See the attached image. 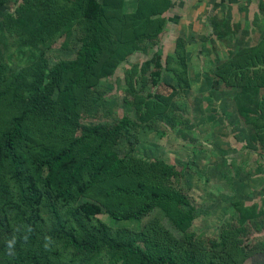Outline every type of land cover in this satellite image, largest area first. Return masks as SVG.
Returning <instances> with one entry per match:
<instances>
[{
    "label": "rangeland",
    "instance_id": "1",
    "mask_svg": "<svg viewBox=\"0 0 264 264\" xmlns=\"http://www.w3.org/2000/svg\"><path fill=\"white\" fill-rule=\"evenodd\" d=\"M136 1L116 0L121 15L132 12ZM77 2L3 0L0 130L29 96L41 99L23 123L36 144L58 147L94 125L110 128L123 117L124 126L107 139L106 148L126 166L110 180L185 194L180 208L189 225L175 230L159 207L131 220L99 213L83 224L100 220L133 247L152 257L166 253L179 264L188 256L195 264H264V54L255 49L252 22L239 29L222 0H168L159 15L160 31L139 39L137 50L118 53L112 73L86 89L76 117L66 122L57 88L48 90L47 73L55 63L74 58L87 34L89 22L75 13ZM156 54L164 68L152 91L148 71ZM108 58L106 51L102 59ZM156 95L164 108L143 120ZM93 139L78 148L87 151ZM93 194L78 196L74 204L95 202ZM118 204L135 209L137 201L123 197ZM59 213L68 218L65 208ZM7 214L12 240L0 235V264H129L105 248L75 252L53 238L46 207L40 212L44 223L35 229L14 210ZM78 236L86 238L81 231ZM220 237L224 244L211 247ZM16 242H21L19 258L13 257Z\"/></svg>",
    "mask_w": 264,
    "mask_h": 264
},
{
    "label": "trees",
    "instance_id": "2",
    "mask_svg": "<svg viewBox=\"0 0 264 264\" xmlns=\"http://www.w3.org/2000/svg\"><path fill=\"white\" fill-rule=\"evenodd\" d=\"M2 2L0 0V5ZM167 4L168 0H137L132 12L121 15L116 0H78L75 13L89 22L87 34L74 58L55 63L47 73L48 90L57 88L60 111L66 122L76 117L86 89L95 85L100 77L112 73L120 61L118 53L137 50L139 39L160 31L159 15ZM106 51L109 58L102 59ZM143 64L147 65L148 61ZM152 67L148 78L155 91L164 68L157 54ZM26 101L24 108L10 118L8 126L0 130V235L12 240L7 210L20 214L24 225L35 229L42 227L44 220L40 212L46 207L52 237L63 239L75 252L95 253L105 248L120 254L129 264H179L166 253L152 257L139 247H133L130 240L114 236L112 228L100 220L89 227L83 224V220L99 213L117 220H131L138 219L152 207H159L175 230L182 231L189 225V219L180 208L186 204L185 194L147 182L131 186L110 180L118 176L126 161L108 150L106 143L110 136L119 133L125 119L119 118L110 128L94 125L87 133L58 147L36 144L23 123L41 99L29 96ZM163 106L164 100L156 95L153 102L147 103L142 119L159 113ZM91 135L94 137L91 146L83 152L78 144ZM88 191H93L95 202L86 200L74 204L78 196ZM123 197L135 199L136 208L119 209L118 200ZM59 208H65L67 219L59 213ZM79 231L86 238H79ZM20 243H14L12 248L15 258L21 257ZM220 244H224L222 237L211 247ZM180 264L195 263L188 256L186 262Z\"/></svg>",
    "mask_w": 264,
    "mask_h": 264
},
{
    "label": "crops",
    "instance_id": "3",
    "mask_svg": "<svg viewBox=\"0 0 264 264\" xmlns=\"http://www.w3.org/2000/svg\"><path fill=\"white\" fill-rule=\"evenodd\" d=\"M222 1L229 10L231 20L234 19L236 23L239 22V29L244 28V21L252 22L253 30L251 34L255 39V49L259 54H264V0Z\"/></svg>",
    "mask_w": 264,
    "mask_h": 264
}]
</instances>
